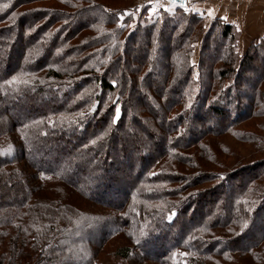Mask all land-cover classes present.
<instances>
[{"label": "trees", "instance_id": "trees-1", "mask_svg": "<svg viewBox=\"0 0 264 264\" xmlns=\"http://www.w3.org/2000/svg\"><path fill=\"white\" fill-rule=\"evenodd\" d=\"M126 1L0 0V140H10L17 149L13 158L0 155V264H76L68 231L61 233L70 226L73 235L77 219L101 214L92 211L114 216L115 228L107 237L120 243L113 255L121 260L137 251L139 264H226L229 251L240 250L244 223L264 217V166L259 167L264 156L245 166L239 156L225 152L209 168L202 158L206 151H224L231 136L238 144L260 137L249 128L264 118V106L257 105L264 69L255 64L264 65L258 54L264 53V39L244 53L231 45L227 63L217 71L218 52L210 49L216 44L213 25L220 31L221 50L223 39L237 41L232 25L214 20L205 29L201 17L188 16L168 0L175 17L186 20L188 43L180 33L177 39L171 36L176 24L168 25L166 14L149 25L138 23L135 35L122 38L120 18L138 19L135 7L116 8ZM93 11L103 24L95 18L77 25ZM84 30L92 35L69 41ZM199 35L204 45L213 41L208 49L199 48L198 56L194 41ZM168 40L171 48L164 44ZM48 55L52 59L46 62ZM102 66H107L104 71ZM156 69L163 73L153 81ZM248 79H254L252 91L242 92ZM142 119L150 126L141 127ZM84 154L90 164L83 166L77 157ZM227 187L232 200L240 194L242 199L223 220L214 213L219 192ZM16 189L23 193L7 201ZM49 189L58 196L57 204H50ZM110 191L114 203H105ZM208 193L217 203L208 202L212 208L203 216L193 205ZM193 214L202 220L195 223ZM188 218L195 221L190 229ZM36 221L46 232L45 244L30 233ZM6 224L12 232L1 229ZM87 233L72 236V244L83 242ZM174 238L182 241L171 252ZM6 240L11 244L4 251ZM104 242L98 244L105 249Z\"/></svg>", "mask_w": 264, "mask_h": 264}, {"label": "rangeland", "instance_id": "rangeland-1", "mask_svg": "<svg viewBox=\"0 0 264 264\" xmlns=\"http://www.w3.org/2000/svg\"><path fill=\"white\" fill-rule=\"evenodd\" d=\"M226 1H228V6H230V8H232V10L229 12V14L227 16H228V18H231L234 20H228L227 21L226 19L220 18V15L214 16V15L208 14L209 11H212V10L216 11L217 13H220L219 9H218V6H219L218 3H216L215 5H211V3H207L205 6L202 5L201 8H194V3L191 1L192 2L191 6L187 7V9H185V11H184L188 16L193 15L195 13L194 16L201 17L199 19L203 20V23H205V29L210 28L212 26V24H214L213 23L214 20H220V21H215V22L228 23V24L233 26V28H234L233 31L234 30L237 31L238 37H237L236 43H235V39L227 37V38L223 39V44H224L225 48H224V50H221L222 48L219 47L220 42L222 40L220 37V31L218 28L216 30H214L215 27L213 25V32H214L213 38L216 41V44L214 46H212L213 48L211 47L210 49L211 50L215 49L218 52L219 58H218V62L216 65L217 71H219L220 69H222L224 67L223 63H225V64L227 63V62H225L226 60H228V56H229V53L227 50H229L231 48V45H233L234 47L236 46L237 51L241 50V48H239V43L243 37L242 36L243 31H245L246 45L259 44V42L263 41V39H264V38L262 39L259 37L253 38L255 34L264 30V0H226ZM132 2H134V1L128 0L126 2L121 3V5H118V7H116V8L128 7V6H131V8L135 7V9H133L134 10L133 12L136 13L137 18H138L136 20L127 19L125 21H124L123 16H122V18H120V21H121L120 26H122V25L125 26L124 32L122 33V38L124 36L127 38L130 35H135L138 31V29H137L138 23H140V26H143L144 24L149 25L151 20H159L160 18L165 16L164 14H166V15H169V16H167L168 19L166 20L167 22H169L168 25H171L172 22L176 24L175 29H174L175 32H173V33L170 32V28L168 27L169 30L166 32V35L169 34V32H170L171 36H173V38L177 39L179 36V33H180V40L184 41L185 38L187 39L185 32L189 28L188 27L184 28V26L187 25L186 20H185V18H182L180 16L175 17L177 11L174 9V7L172 5H170L168 3V0H138L133 5H132ZM123 9H125V8H123ZM153 9H155L156 11L154 12ZM95 18L98 19L100 21V23H102V24L104 23L105 19H102L100 17V14L93 11V13L88 12L87 14H85L84 16L79 18L77 25L79 26L80 24H83V26H84L86 23L90 22V19L94 20ZM250 23L254 24V26L252 28V32L250 31ZM216 27H217V23H216ZM69 28L72 29L71 27H69ZM254 30H256L255 33H254ZM41 31H42V29H41ZM87 31L84 30L79 35L80 37L78 38V40L71 39L69 41H71L74 44H75V42H73V41L83 42L84 39H86L87 35H92L91 33H88ZM205 33H206V31H205ZM205 33H203V35ZM246 33H249V34L247 35ZM201 35H199L197 37L198 39L194 41L195 46H196L195 52H196V55H198V56L200 54L199 48L203 47V50L208 49V46L212 45L211 42L213 41L212 39L210 40V38H209L207 44L204 45V43H202L203 38ZM140 36L141 37L139 39H137L139 41L143 40V36L142 35H140ZM185 41L187 42V40H185ZM169 42L172 43V41L168 40V43H164V44H166V46H169V48H171L173 44H169ZM38 48H39V44L37 46H34V49H38ZM138 52H139V54L145 55V52H142V51H138ZM162 53L165 55V58H166L167 57L166 51L162 50ZM258 54L260 55V58L262 56V59L264 62V53L258 52ZM210 55L213 56L208 51V55H207L206 59H208V57H209L211 60ZM48 56H47L46 62H48L52 59L51 58L52 56L51 57H50V55H48ZM53 58H55V57H53ZM86 58H88V57H86ZM133 59L134 58H131L130 60L133 61ZM25 63H26V61H25ZM194 63L197 64V60H194ZM132 64L130 63V67ZM255 64L258 67H260V69L261 68L264 69L263 64L261 65L257 61L255 62ZM105 67H107V66H102L101 71H104ZM161 70L159 71L160 74L163 73ZM260 72H261V70H260ZM159 73H158L157 69L154 70L153 76H152L153 81L158 79L157 77H158ZM253 80L254 79H248V81L246 82V83H248V85L244 86L246 89H243L242 92L243 91H249V92L252 91ZM262 81H261V84H262ZM262 90H264V85L260 86V88L258 90V92H259L258 93L259 99L257 100L258 106H264V102L263 103L260 102L261 97H262L261 94H263ZM254 96L256 97V95H254ZM248 103L249 102L246 101V106H248ZM136 104H137V101H136ZM156 109H158V107H156ZM119 110L120 109L118 108L117 111L119 112V114L117 115V118L120 119V111ZM2 115H3V112H0V116H2ZM18 115L19 116L23 115L22 116L23 118H26L28 116L27 113H25V112H23L22 115L21 114H18ZM142 120H143L142 124H140L141 127L142 126H144V127L150 126L147 120H145V119H142ZM255 121H256V123L251 125V127L249 128V131H251V132L254 131L256 134H259L260 137H256V138H254V140H251L253 142L255 141L256 143L250 142L248 144H241V143L238 144L237 139H235L233 136H231L230 138H227L224 141V144H223L224 146L222 147V149L224 151H219V152L213 151V155L210 154L211 152L208 153L207 151L205 153H203L204 154V157H202L203 162H204L203 164L205 166H207V168H209V166H210L209 163L215 162L214 159L217 160V158L221 159L224 156H226L225 152H227L228 154L239 156L240 161L245 166L248 165V163H251V161H254V159L264 156V132L262 130V127L264 124V118H257ZM140 126L138 125V127H140ZM153 129L154 128H152V130ZM142 144H144V143H142ZM144 147H145V145H144ZM134 148H137V146H134ZM111 154L113 157H116V154H114L113 152ZM0 155H2L3 157H7V158H13V156L17 155L16 146L14 144H12L10 142V140H8L6 138H1V140H0ZM77 158L82 160L83 166L85 164L88 165V163L90 164L89 157L85 154H84V156L77 157ZM64 160H66V161H64L65 163H68L67 157H65ZM222 160H224V159H222ZM243 162H248V163H243ZM35 163H36V161H35ZM255 163H257V162L255 161L254 164ZM22 165H26V163L22 164ZM263 166H264V164L262 163V165H260L259 167H263ZM29 170L30 169H28V171ZM198 170L201 171L200 169H198ZM198 170L195 169L196 173ZM204 170H206V169H204ZM139 171H140V168L136 169V172H135V170L134 171L128 170V173H130V172L131 173L132 172L138 173ZM252 172H254L253 169H252ZM241 175H242V173H241ZM29 183H30V185H33V183L31 181ZM48 192L51 194V196L50 195L48 196V198L51 199L50 204L51 205H54V203L57 204V200H59L58 196H56L54 194V191L51 189H49ZM221 192L223 193L224 197L222 196ZM16 193H17V195H19V194L23 193V190L22 189H16L14 191V193H9V195H8L9 198L7 201H9V202L13 201L14 198L16 197L15 196ZM219 193H220L219 195L221 197L220 203L219 202L217 203V199L215 198V196L212 195V193H208L206 195L207 201L205 200L202 203H200V202L198 203V200L195 199L196 202H194V205H193L194 207L193 206L192 207L198 208V209L200 208L201 215L204 216L212 208L211 204L208 205V202L212 203L213 200H216L217 212L216 213L213 212V213L216 214L217 218L223 217V220H225L229 216L228 215L229 211H227V210H230L231 206L233 204L236 205L240 201V199H242V198H241V194H240L234 200H232L230 198V196L233 195V193H232V189L230 187L223 188ZM106 195L107 196H103V201L105 203H114L113 200L111 199V197L113 196V192L110 191L109 194L106 193ZM222 208L226 209L227 212L223 211ZM92 212L97 213V214L101 213V214L96 215V217L92 216V218H89V216L86 214L83 217L77 219L76 224H75L76 228H75V231L73 230V235H69L70 226L67 227V230H65L64 232L61 233L64 235V233L66 231H68L67 238H68L69 243H67V244L70 247V251H72V253L74 251V262L76 264H89L91 262H93L92 264H139V262H137V260L141 259V257H140V254L137 253V251H135V254L127 261L121 260L118 256L115 257L113 255V252L115 253V246L117 244L118 245L120 244V243H117L115 245L114 243L117 242L116 239L114 241H111L112 239L107 237L111 233V229L113 230V228H115V225L113 224L114 216L103 215L101 211L100 212L99 211H92ZM195 217H197V216H195ZM39 218L40 217H37V218H35V220H38ZM254 218H257V215ZM187 220L189 223L188 229H190L194 225V222L196 221L195 223H197V221L202 220V217L198 216L197 218H195V221L189 220V218ZM249 220H251V219H249ZM87 222L89 223L88 225H86ZM228 222H229V219H228L227 223ZM255 223H256V226L254 228H253V226H250V224L254 225ZM255 223H251V222H245L244 223L245 224V230L243 232L246 236L243 235V238L240 240V248H239L240 250L239 251H229V254H227L228 259H226V264H264V227L261 226V225L264 226V217L255 221ZM9 226L10 225L6 224V225L2 226L1 229L5 230L7 232H12V231H8ZM211 226H212V224L209 223L208 228H210ZM30 228L32 230V231H30V233L35 234L36 236H38V238L41 239L40 241H38L39 242L38 244H45L46 239H47V235H46V232L41 227V221H36L35 223H32ZM239 228L241 229V227H239ZM82 231H84L85 233L88 232L87 234H84L83 237H81V239L84 241L80 242L79 244H72V242H73L72 236L76 237ZM138 232H139V230L137 231V233ZM14 233H15V231H14ZM30 233L27 232L26 234L29 236ZM9 236H10V234H9ZM253 237L255 238V240L251 239ZM10 238L11 237H7V240H9ZM7 240L5 241L6 246L4 248V251L6 249H8L7 247L9 246V244H11V243H9L10 241H7ZM99 241L100 242L105 241L104 243L107 242V246L105 247V249L102 246H99V244H98ZM177 241H182V239L179 238V240L178 239L176 240V238H174L170 242V243H172V244H170V251L171 252L177 250L174 247V245L177 244ZM214 242L215 241H211V243H214ZM5 243H3V245H5ZM60 247H61V245H60ZM210 248H215V246H211ZM226 249H227V247H226ZM94 252H96V254L99 255V256H97L98 258L94 257ZM110 252H112V254H109ZM142 253L152 255L149 252L147 253L146 251H143V250H142ZM70 254H71V252H68L66 255H70ZM36 259H37V257H36Z\"/></svg>", "mask_w": 264, "mask_h": 264}, {"label": "crops", "instance_id": "crops-1", "mask_svg": "<svg viewBox=\"0 0 264 264\" xmlns=\"http://www.w3.org/2000/svg\"><path fill=\"white\" fill-rule=\"evenodd\" d=\"M192 2L194 3V8H201L202 5L205 6L207 3H211V5H215L216 3H218L219 4L218 9H219L220 13H217L216 11L212 10V11H209L212 13L211 15H214V16L220 15V18L226 19L227 21L228 20H234V19L228 18V16H227L229 14V12L232 10V8H230V6H228V1H226V0H195ZM192 2H190L189 6H191ZM253 26H254V24L250 23V31L251 32H252ZM255 32H256V30H254V33ZM242 34H243L242 35L243 37L240 40L239 48H241L240 51H242L244 53L247 51L246 49H248L251 44L246 45L245 31H243ZM246 34L248 35L249 33H246ZM257 37L263 39L264 38V30L255 34L253 38H257Z\"/></svg>", "mask_w": 264, "mask_h": 264}, {"label": "water", "instance_id": "water-1", "mask_svg": "<svg viewBox=\"0 0 264 264\" xmlns=\"http://www.w3.org/2000/svg\"><path fill=\"white\" fill-rule=\"evenodd\" d=\"M170 1V0H169ZM191 1H195V0H190ZM176 6H180L182 8H187L189 6V0H177V3L174 4Z\"/></svg>", "mask_w": 264, "mask_h": 264}, {"label": "snow or ice", "instance_id": "snow-or-ice-1", "mask_svg": "<svg viewBox=\"0 0 264 264\" xmlns=\"http://www.w3.org/2000/svg\"><path fill=\"white\" fill-rule=\"evenodd\" d=\"M170 2H171V4H176L177 3V0H170ZM153 11L155 12L156 10L155 9H153ZM209 15H211L212 13L211 12H209L208 13Z\"/></svg>", "mask_w": 264, "mask_h": 264}, {"label": "built area", "instance_id": "built-area-1", "mask_svg": "<svg viewBox=\"0 0 264 264\" xmlns=\"http://www.w3.org/2000/svg\"><path fill=\"white\" fill-rule=\"evenodd\" d=\"M189 4H190V0H189ZM189 7V6H188ZM187 9V8H186Z\"/></svg>", "mask_w": 264, "mask_h": 264}]
</instances>
